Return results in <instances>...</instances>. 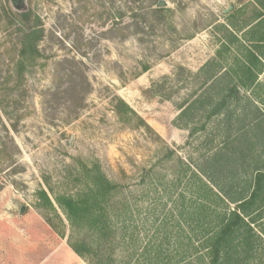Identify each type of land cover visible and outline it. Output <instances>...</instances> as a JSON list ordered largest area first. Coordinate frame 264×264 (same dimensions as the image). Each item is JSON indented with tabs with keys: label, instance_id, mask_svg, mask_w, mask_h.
<instances>
[{
	"label": "rangeland",
	"instance_id": "rangeland-1",
	"mask_svg": "<svg viewBox=\"0 0 264 264\" xmlns=\"http://www.w3.org/2000/svg\"><path fill=\"white\" fill-rule=\"evenodd\" d=\"M165 1L158 15L150 12L156 0H26L42 35L37 60L14 86L3 81L9 80L20 23L0 0V264L40 263L61 239L44 225L48 212L39 206L40 188L63 223L48 217L67 241L70 228L54 194L77 190L80 161L97 162L121 185L111 208L125 232L118 259L127 258L132 240L141 247L163 226L169 232L164 238L174 244L178 207L189 199L187 192L184 199L178 196L184 164L198 171L194 165L207 167L220 149L224 167L236 172L237 190L248 186L256 168L264 171L263 105L241 97L236 106L229 101L223 114L207 119L203 112L191 123L177 108L197 91L201 79L193 73L213 70L208 62L226 14L244 7L233 18L240 24L252 14L253 0ZM152 81L160 82L153 87ZM117 97L151 129L121 122L113 109ZM76 264L87 262L80 258Z\"/></svg>",
	"mask_w": 264,
	"mask_h": 264
},
{
	"label": "trees",
	"instance_id": "trees-1",
	"mask_svg": "<svg viewBox=\"0 0 264 264\" xmlns=\"http://www.w3.org/2000/svg\"><path fill=\"white\" fill-rule=\"evenodd\" d=\"M251 5L252 14L240 24L233 18L242 14L244 7L233 6L226 14V24L221 23L224 34L219 39L214 57L208 62L214 63L213 70L204 76L201 75L203 68L196 73L189 71L201 82H198L191 99L177 105L179 117L186 116L191 123L200 113L206 112V118L210 119L223 114L229 101L238 105L241 97L249 101L252 97L264 106V92L261 91L264 85L256 82L264 68V0H253ZM9 6L7 4L9 13L18 20L20 28L13 45L12 67L6 70L9 80L5 78L3 82L18 86L25 79L27 67L39 56L42 26L32 9L17 12ZM164 10V7L154 6L150 12L161 15ZM177 67L185 69L181 65ZM1 72L0 69V75ZM213 77L214 82H209ZM165 78L166 75L161 80ZM152 82L155 87L160 81ZM150 88L144 89L143 93ZM113 109L121 122L151 129L122 98L115 99ZM224 144H227L225 134ZM173 153L170 151V155ZM223 154L222 150L216 149L207 161V167L195 164L196 171L191 165L184 164L185 168L179 171L185 172L186 180L178 196L184 199L187 192L189 199L186 203L181 200L178 207L174 244L166 240L169 232L163 226L155 230L141 247L137 240H132L131 252L123 259L117 258V248L124 239V226L117 220L119 214L111 210L121 185L110 180L97 162L87 164L80 161L77 190L54 194V201L70 228L68 245L87 264H264V171L256 168L248 186L243 185L237 190L236 172L224 167ZM225 173L229 176L225 177ZM36 196L39 206L48 212L43 218L59 237L64 238L65 231L58 230L48 217L53 214L63 223L48 192L40 188ZM158 231L162 233L161 239L157 236Z\"/></svg>",
	"mask_w": 264,
	"mask_h": 264
},
{
	"label": "crops",
	"instance_id": "crops-1",
	"mask_svg": "<svg viewBox=\"0 0 264 264\" xmlns=\"http://www.w3.org/2000/svg\"><path fill=\"white\" fill-rule=\"evenodd\" d=\"M264 68L263 70L258 74L257 81L256 82H261L264 85ZM250 101L254 102V104H257L258 102L256 99L250 97ZM259 105H261L259 103ZM261 110V108H259ZM46 228L51 231V227L48 224H44ZM14 242V246H15ZM68 257V261L67 258ZM46 261L52 260L50 264H76L77 261L80 260V257L77 256L71 247L68 245V242L64 240L63 238L59 239L57 243H55L51 249H49L48 253L43 257V259L40 260V263L37 264H42Z\"/></svg>",
	"mask_w": 264,
	"mask_h": 264
},
{
	"label": "water",
	"instance_id": "water-1",
	"mask_svg": "<svg viewBox=\"0 0 264 264\" xmlns=\"http://www.w3.org/2000/svg\"><path fill=\"white\" fill-rule=\"evenodd\" d=\"M8 1H9L11 8L14 11L21 12V11L25 10L26 0H8ZM166 5H167V2L165 0H158L156 3V7H164ZM231 7L232 6L229 5L225 11L227 12L228 10L231 9ZM22 208H23V206H21L20 211Z\"/></svg>",
	"mask_w": 264,
	"mask_h": 264
}]
</instances>
